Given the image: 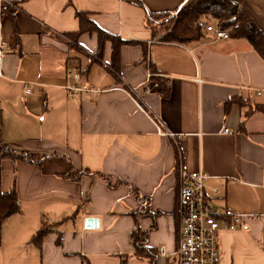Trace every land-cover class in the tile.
<instances>
[{
    "label": "crops",
    "instance_id": "obj_1",
    "mask_svg": "<svg viewBox=\"0 0 264 264\" xmlns=\"http://www.w3.org/2000/svg\"><path fill=\"white\" fill-rule=\"evenodd\" d=\"M135 1L0 0V49L13 48L0 55V153L42 159L2 162L20 211L0 264H179V191L198 171L221 223L252 216L219 233L220 264H264V61L244 40L154 38L147 14L187 0ZM231 1L264 33V0ZM78 13L123 42L117 59L112 40L77 34Z\"/></svg>",
    "mask_w": 264,
    "mask_h": 264
},
{
    "label": "trees",
    "instance_id": "obj_2",
    "mask_svg": "<svg viewBox=\"0 0 264 264\" xmlns=\"http://www.w3.org/2000/svg\"><path fill=\"white\" fill-rule=\"evenodd\" d=\"M135 4L140 5V2L136 0ZM78 18L83 27L77 34L86 31L98 32L100 43L112 40L115 43L114 57L117 59L119 48L123 45V42L97 28L83 13H78ZM210 24L227 31L231 39L247 41L264 61V33L247 11L231 0H187L175 14H147L146 17V26L152 30L154 38H159L163 42L184 45L200 43L207 38L206 27ZM112 71L116 73L113 69ZM242 104L246 105L245 103ZM255 111L264 112V107L258 106ZM5 160L24 161L35 165L42 163V159L37 156L18 153L8 148L2 149L0 153V185L2 162ZM81 176L72 173L65 176V178L74 181ZM108 183L112 187L111 182ZM138 198L140 199V197ZM19 211L20 205L17 192L15 190L9 193L0 191V231L4 222ZM47 231L46 226L42 228L36 237L37 240L42 239ZM136 245L140 247L138 243Z\"/></svg>",
    "mask_w": 264,
    "mask_h": 264
},
{
    "label": "built area",
    "instance_id": "obj_3",
    "mask_svg": "<svg viewBox=\"0 0 264 264\" xmlns=\"http://www.w3.org/2000/svg\"><path fill=\"white\" fill-rule=\"evenodd\" d=\"M206 33L210 34L215 41L230 39L227 31L214 24L206 27ZM12 51L13 48L6 42L1 46L0 55ZM26 90L29 91L28 85ZM262 93L264 91H258L256 94L262 95ZM150 117L160 127L161 135L171 138L176 143L182 139V134H175L169 130L163 131L158 119L152 115ZM225 134H230L229 130H225ZM209 178L208 174L198 171L186 175L182 180L178 200L181 217L177 250L179 264H220L219 233L223 230H236L245 218H252V216L231 214L230 222L221 223L218 219L219 214L214 212L207 202L206 183ZM214 193L218 195V189H215ZM161 254L166 255L164 248Z\"/></svg>",
    "mask_w": 264,
    "mask_h": 264
},
{
    "label": "water",
    "instance_id": "obj_4",
    "mask_svg": "<svg viewBox=\"0 0 264 264\" xmlns=\"http://www.w3.org/2000/svg\"><path fill=\"white\" fill-rule=\"evenodd\" d=\"M87 223H90V221H89V222H87ZM91 223H92V220H91Z\"/></svg>",
    "mask_w": 264,
    "mask_h": 264
}]
</instances>
